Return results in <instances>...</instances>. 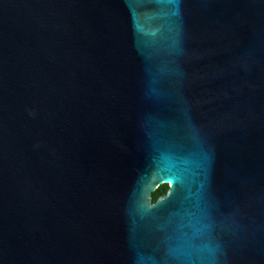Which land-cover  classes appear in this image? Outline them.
I'll return each instance as SVG.
<instances>
[{"label": "water", "instance_id": "water-1", "mask_svg": "<svg viewBox=\"0 0 264 264\" xmlns=\"http://www.w3.org/2000/svg\"><path fill=\"white\" fill-rule=\"evenodd\" d=\"M0 264H264V0H0Z\"/></svg>", "mask_w": 264, "mask_h": 264}, {"label": "trees", "instance_id": "trees-1", "mask_svg": "<svg viewBox=\"0 0 264 264\" xmlns=\"http://www.w3.org/2000/svg\"><path fill=\"white\" fill-rule=\"evenodd\" d=\"M167 186L165 184L159 185L152 193V200L155 201L160 195L165 193Z\"/></svg>", "mask_w": 264, "mask_h": 264}, {"label": "flooded vegetation", "instance_id": "flooded-vegetation-1", "mask_svg": "<svg viewBox=\"0 0 264 264\" xmlns=\"http://www.w3.org/2000/svg\"><path fill=\"white\" fill-rule=\"evenodd\" d=\"M167 186V189H168V184H165Z\"/></svg>", "mask_w": 264, "mask_h": 264}]
</instances>
